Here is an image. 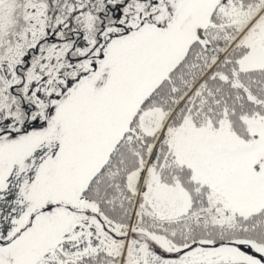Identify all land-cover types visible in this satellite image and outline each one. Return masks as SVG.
<instances>
[{
    "label": "snow or ice",
    "instance_id": "snow-or-ice-1",
    "mask_svg": "<svg viewBox=\"0 0 264 264\" xmlns=\"http://www.w3.org/2000/svg\"><path fill=\"white\" fill-rule=\"evenodd\" d=\"M0 264H264V0H0Z\"/></svg>",
    "mask_w": 264,
    "mask_h": 264
}]
</instances>
